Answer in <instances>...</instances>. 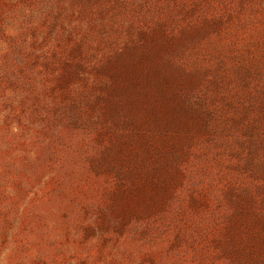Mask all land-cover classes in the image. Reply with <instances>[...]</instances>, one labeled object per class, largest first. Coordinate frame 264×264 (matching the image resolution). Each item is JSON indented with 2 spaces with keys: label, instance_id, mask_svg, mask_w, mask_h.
Wrapping results in <instances>:
<instances>
[{
  "label": "rangeland",
  "instance_id": "rangeland-1",
  "mask_svg": "<svg viewBox=\"0 0 264 264\" xmlns=\"http://www.w3.org/2000/svg\"><path fill=\"white\" fill-rule=\"evenodd\" d=\"M0 264H264V0H0Z\"/></svg>",
  "mask_w": 264,
  "mask_h": 264
}]
</instances>
